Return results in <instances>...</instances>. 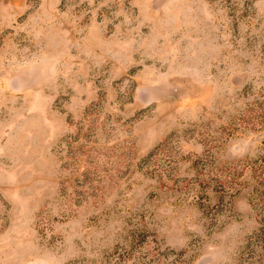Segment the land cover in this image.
I'll return each mask as SVG.
<instances>
[{"label":"rangeland","instance_id":"374dc122","mask_svg":"<svg viewBox=\"0 0 264 264\" xmlns=\"http://www.w3.org/2000/svg\"><path fill=\"white\" fill-rule=\"evenodd\" d=\"M0 264H264V0H0Z\"/></svg>","mask_w":264,"mask_h":264}]
</instances>
